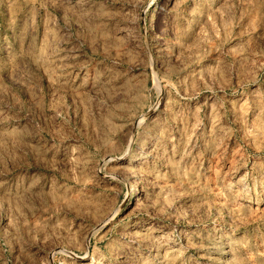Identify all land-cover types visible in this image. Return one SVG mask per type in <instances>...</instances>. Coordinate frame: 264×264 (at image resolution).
<instances>
[{
    "label": "rangeland",
    "instance_id": "rangeland-1",
    "mask_svg": "<svg viewBox=\"0 0 264 264\" xmlns=\"http://www.w3.org/2000/svg\"><path fill=\"white\" fill-rule=\"evenodd\" d=\"M0 264H264V0H0Z\"/></svg>",
    "mask_w": 264,
    "mask_h": 264
},
{
    "label": "bare ground",
    "instance_id": "bare-ground-1",
    "mask_svg": "<svg viewBox=\"0 0 264 264\" xmlns=\"http://www.w3.org/2000/svg\"><path fill=\"white\" fill-rule=\"evenodd\" d=\"M133 157H134V159L133 160H136V159H140V157L138 156V157H135V155H133ZM130 192L133 194V193H136L137 194V196H138V194H140V188H139V186L137 185V184H135V186L130 190ZM13 252H15V250L13 249Z\"/></svg>",
    "mask_w": 264,
    "mask_h": 264
}]
</instances>
